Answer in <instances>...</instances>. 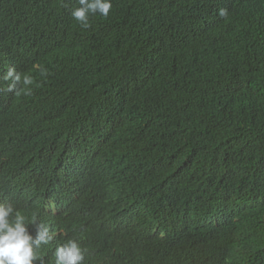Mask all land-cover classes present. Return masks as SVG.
Here are the masks:
<instances>
[{"label":"trees","instance_id":"16d2710c","mask_svg":"<svg viewBox=\"0 0 264 264\" xmlns=\"http://www.w3.org/2000/svg\"><path fill=\"white\" fill-rule=\"evenodd\" d=\"M112 5L84 29L78 0H0V203L49 225L35 264L68 239L83 264H264V0Z\"/></svg>","mask_w":264,"mask_h":264},{"label":"clouds","instance_id":"9594fccd","mask_svg":"<svg viewBox=\"0 0 264 264\" xmlns=\"http://www.w3.org/2000/svg\"><path fill=\"white\" fill-rule=\"evenodd\" d=\"M78 7L71 9V16L79 23L81 28L90 27V16L99 14L107 18L112 9V0H78ZM224 12L221 10V15ZM41 75L46 74L41 69ZM3 80L10 81L7 91L30 94V85L33 77L29 74L23 76L10 67ZM22 85L17 89V85ZM29 223L34 225L35 234L30 231ZM53 233L49 225L37 223L35 217L27 221L26 216L17 210L11 203H0V264H35L40 260L39 250L53 240ZM54 264H83L84 249L75 239H68L56 246L54 251Z\"/></svg>","mask_w":264,"mask_h":264}]
</instances>
